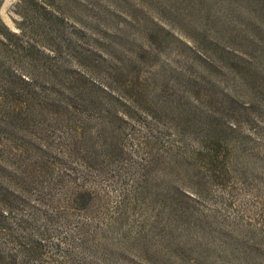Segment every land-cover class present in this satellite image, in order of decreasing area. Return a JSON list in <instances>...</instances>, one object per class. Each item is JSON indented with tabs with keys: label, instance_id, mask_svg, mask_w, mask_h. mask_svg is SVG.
<instances>
[{
	"label": "trees",
	"instance_id": "16d2710c",
	"mask_svg": "<svg viewBox=\"0 0 264 264\" xmlns=\"http://www.w3.org/2000/svg\"><path fill=\"white\" fill-rule=\"evenodd\" d=\"M245 1L258 12L264 8V0ZM93 2L18 0L15 27L0 13V154L10 155L0 156V169L6 172L0 173V264H98L94 261L97 254L111 241H130L126 239L130 217L123 211L126 201L137 205L152 200L167 202L163 199L169 195L167 186L160 188L159 182L154 183L157 177L151 179L152 173L180 157L187 172L193 158L195 164H203L201 175L213 181L224 176L225 166L233 165L240 151L239 147L234 154L237 146L228 136V128L235 130L237 125L232 121L223 124L222 113L239 119L250 110V103L230 86L218 88L217 80H204L205 87L197 88V94L203 96L188 91L179 96L175 84L159 83L151 71L147 76L136 73L131 89L126 84L112 87L94 77L95 70L99 76L115 71L118 75L109 78L114 82L127 73L113 52L99 45L101 39L93 37L95 33L83 19L85 12L78 13L90 10L87 7L94 8L88 12L105 8L103 3L96 6ZM68 25H72L71 31ZM182 43L187 48L186 61L193 65L204 61L208 68L216 64L206 57L204 48L189 41ZM219 46L233 61L235 79L251 90L253 98L264 95V42L254 45L258 55L248 53L251 57L216 42L218 52ZM146 51L128 56L127 64L139 66L142 56L150 53ZM216 68L222 72L225 67L213 66ZM179 78L181 84L188 82L191 87L187 79ZM132 112L139 118L138 133H134ZM43 115L56 123L40 121ZM155 116L188 122L194 129L204 130V137L193 134L196 145L191 146L184 128ZM94 121L95 129L87 131V123ZM116 121L130 123L132 129L123 130V123L115 125ZM49 127L59 128L61 141L57 145L61 149L55 151L53 141L44 140ZM19 138L24 142L16 143ZM17 157L23 164L13 161ZM119 191V197L112 194ZM182 193L188 192L182 189ZM102 196L107 197L108 205L95 213ZM181 206L176 203L174 211ZM63 217L67 230L80 233L78 240L72 234L65 237L75 244L73 250L63 249L58 235L56 224ZM108 232L111 234L103 243ZM87 249L93 250L87 253Z\"/></svg>",
	"mask_w": 264,
	"mask_h": 264
},
{
	"label": "rangeland",
	"instance_id": "374dc122",
	"mask_svg": "<svg viewBox=\"0 0 264 264\" xmlns=\"http://www.w3.org/2000/svg\"><path fill=\"white\" fill-rule=\"evenodd\" d=\"M17 1L4 0L0 11L3 20L12 27H15L14 21L18 17L14 10ZM92 1L96 6L103 3L105 8L101 11L96 9L95 12H88L94 9L90 7H87L90 10L77 11L85 12L83 19L95 33L93 37L101 39L99 45L108 52L112 51L127 73L118 81L112 82L109 78L117 76V72L108 71L100 75L104 80L95 70L94 77L100 81L112 87L126 84L131 89L130 86L134 87L133 83L136 81V73L147 76L151 75L148 74L151 71L159 77V83L175 84L179 96L188 91L192 96L199 97L203 94L198 95L197 88L205 87L204 80L215 79L218 81V88L230 86L250 103V110L244 112L239 119L227 117V112L222 113L223 124L232 121L237 125L235 130L228 128L231 131L228 136H232L237 146L234 154L240 147L233 165L227 163L225 166L224 176L210 181L204 174L201 175L203 164H195L196 159L193 158L189 161L191 168L184 172L186 162L182 157L167 167L160 168L159 172L152 173L151 179L157 177L154 183L159 182L160 188L167 186L169 195L163 196L167 202L152 200L137 205L133 200L129 204L126 201V209L123 208V211H127L126 215L130 217V230L126 237L130 241L125 240V244H118L120 239L111 241L109 247L99 252V258L94 261L98 264H264V95L260 96L261 99L253 98L251 90L232 74L236 71L231 57L223 53L222 47L219 46L220 52L215 48L217 42L225 49L230 47L240 50V55H256L254 45L264 42V8L258 12L255 5L248 4L245 0ZM96 12L98 13L93 14ZM163 26L166 27L165 30L161 29ZM67 28L69 31L73 29L72 25ZM31 36L42 39L41 35ZM186 41L204 48L206 57L212 58L216 63L213 66H224L223 71L220 72L217 68L213 70L212 65L208 68L204 61L198 65L186 61L187 48L182 43ZM144 51L150 53L142 56L143 63H139V66L127 64L128 56L144 54ZM180 53L183 55L178 57ZM15 57L19 59L18 56ZM17 64L18 60H15L14 65ZM134 70L135 72H131ZM191 75H195V80H191L194 79ZM179 77L187 79L191 87L189 88L188 82L185 86L181 84ZM148 82H152V79H148ZM132 115L135 117L132 120L135 124L134 133H138L139 118L133 112ZM49 117L51 116L43 115L39 120L56 123ZM155 117L184 128L185 133H188L187 142L191 146L196 145L192 141L193 134L198 138L204 137V130L198 127L194 129L188 122L185 124L181 120ZM116 122L115 125L119 126L123 123V130L132 129L130 123L127 125L122 121ZM87 125V131H90L95 129L96 122ZM164 131L166 132L165 129ZM44 132V140L53 141L55 151L57 148L61 149L57 145V141H61L59 128L49 127V131ZM32 137L37 139L36 136ZM22 140L19 138L15 142H24ZM128 141L129 144L133 143L132 139ZM0 156L10 155L2 153ZM13 161L21 162L18 157L13 158ZM0 173L6 174L1 169ZM182 189L188 193H182ZM108 190L110 195L111 190ZM191 191H198L199 194H191ZM189 193L191 195H186ZM112 194L119 197L120 191ZM106 201L107 197L104 196L97 201L95 213L108 205H105ZM176 203L182 206L180 210L174 211ZM109 205L112 203L109 202ZM63 221H66L65 217L56 224L58 235L62 237V248L73 250L75 244L67 239L72 243L69 245L65 237L72 234L75 239L80 238V233L71 228L67 230ZM120 233L124 237V231ZM110 234L111 232L105 233L103 243ZM92 250L87 249V253Z\"/></svg>",
	"mask_w": 264,
	"mask_h": 264
}]
</instances>
